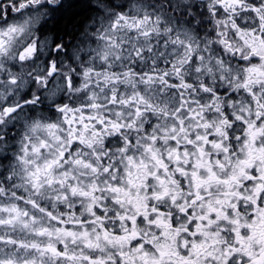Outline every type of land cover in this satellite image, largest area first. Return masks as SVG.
<instances>
[{
  "label": "clouds",
  "instance_id": "1",
  "mask_svg": "<svg viewBox=\"0 0 264 264\" xmlns=\"http://www.w3.org/2000/svg\"><path fill=\"white\" fill-rule=\"evenodd\" d=\"M0 264H264V0H0Z\"/></svg>",
  "mask_w": 264,
  "mask_h": 264
}]
</instances>
